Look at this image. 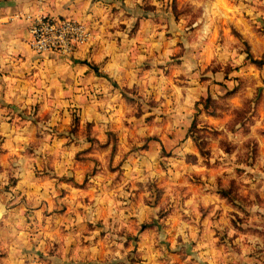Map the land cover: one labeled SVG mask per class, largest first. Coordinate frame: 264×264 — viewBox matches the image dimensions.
<instances>
[{"label":"rangeland","instance_id":"1","mask_svg":"<svg viewBox=\"0 0 264 264\" xmlns=\"http://www.w3.org/2000/svg\"><path fill=\"white\" fill-rule=\"evenodd\" d=\"M92 2L94 108H5L0 264H264V0Z\"/></svg>","mask_w":264,"mask_h":264},{"label":"crops","instance_id":"2","mask_svg":"<svg viewBox=\"0 0 264 264\" xmlns=\"http://www.w3.org/2000/svg\"><path fill=\"white\" fill-rule=\"evenodd\" d=\"M44 1L42 4L52 16L74 18L94 27L97 14L101 11L97 2L92 0ZM42 7L39 0H7L0 3V13L16 10L35 15L40 13ZM29 39V23L25 19H22L21 24L7 27L6 33H0V133L9 128L4 120L5 108L8 105L29 107L39 102L41 109L48 112L51 108V98H57L58 91H64L65 105H90V108H94V104L88 101L90 91L97 86L98 72L116 71L114 59L117 56L108 58L106 52L101 51L102 46H99V49L94 47L91 51L92 45L97 42L80 46L69 55L68 60L58 51H34L28 44ZM65 59L67 62L63 61ZM73 59L78 62L72 63ZM89 64L95 69L92 70ZM55 74H65L61 90V86L56 83H46L51 76L55 79ZM42 76L47 78L46 82ZM100 83L104 85L102 80ZM44 87L46 91L38 93Z\"/></svg>","mask_w":264,"mask_h":264},{"label":"built area","instance_id":"3","mask_svg":"<svg viewBox=\"0 0 264 264\" xmlns=\"http://www.w3.org/2000/svg\"><path fill=\"white\" fill-rule=\"evenodd\" d=\"M7 0H0V3ZM29 23L31 48L39 53L58 51L63 55L73 53L92 38L89 27L70 17H55L49 14H25Z\"/></svg>","mask_w":264,"mask_h":264},{"label":"trees","instance_id":"4","mask_svg":"<svg viewBox=\"0 0 264 264\" xmlns=\"http://www.w3.org/2000/svg\"><path fill=\"white\" fill-rule=\"evenodd\" d=\"M249 58L252 63H256L258 65H264V59H254L253 57H251V55H249ZM209 106H210V99L208 98L205 107L208 108Z\"/></svg>","mask_w":264,"mask_h":264}]
</instances>
